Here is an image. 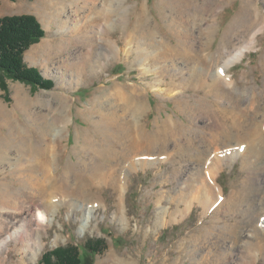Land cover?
<instances>
[{
	"label": "rangeland",
	"instance_id": "374dc122",
	"mask_svg": "<svg viewBox=\"0 0 264 264\" xmlns=\"http://www.w3.org/2000/svg\"><path fill=\"white\" fill-rule=\"evenodd\" d=\"M83 1L0 0V19L6 16L32 15L42 25L46 32L45 36L26 50L24 59L29 66L36 65L42 71L43 77L54 82L52 87L47 88L0 71V149L9 150L6 158H0V194L9 190V194L16 195V201L22 203L21 213L16 218L26 224L33 220V227L39 226L38 220L35 219V211L39 208L37 199L40 197L31 196L27 191L28 186L26 187L24 179L31 169L29 167L21 169L16 166V160L22 153L18 150L19 141H15L14 131L21 130L23 136L25 135L36 144L42 140L41 125L48 120L55 125L51 141L54 140L58 146V151L53 156L55 161L51 165L52 178L54 179L56 173L61 172L62 180H65L62 173L67 165L72 166L74 171L86 173L96 160L95 163L103 162L106 165L100 168L103 173L113 176L117 175L116 171L119 172L124 164L122 172L127 175L128 185L125 193L126 206H123L121 212L117 205V190L111 184L104 183L105 181L99 187L83 186V188H77L75 192L69 191L67 194L69 196L66 195L68 199L60 206L58 205L56 210L55 206L49 202L50 206L46 213L52 217V221L47 227L41 229L44 242L37 258L34 261L31 260L30 256L20 252L16 243L11 241L0 250V264H38L47 250L68 244L80 245L88 239L96 238H104L107 241V247L93 256L92 264L240 263L246 250L244 246L253 239L251 235L254 225L248 222L246 226L243 225L240 228L241 233L236 245L235 239L228 238V230L232 229L231 226L238 228L241 223L239 220L250 218L244 212L248 206H260L261 203L257 200L256 194L253 196L252 204L239 205L240 209L237 213H232L226 206L220 211L213 209L205 213V208L196 200L183 217L170 220L168 216L166 223L159 224L157 215L161 206L175 208L176 204L169 195L177 197L180 190L178 188L181 186L185 188L190 171L199 168L202 162L185 156L175 163L169 159H156L152 164H144L139 156L135 157L133 167L127 163H121L118 157L106 163V148L111 149L110 151L114 150L116 142L113 141L110 127L101 117L99 109L103 106L107 109L104 110L109 111L112 104L117 105L110 94L117 86L125 89L137 86L140 90L142 89L141 97L148 107L142 117L146 134L153 135L159 124L174 117L178 123L184 125V129L190 128L192 132L194 131L192 133L194 136L188 135L187 132V135H181L178 140L171 138L168 148H176L182 143L184 150L185 145L191 141L192 148H200V151L208 153L211 150L214 151L216 147H222L228 141L221 132L213 134L211 128L217 129L221 123H225L227 127L232 124V119H229V115L227 116L228 112H232L229 100L227 98L217 100L212 93L197 87L182 89L177 95L171 96L154 86V84H163L167 87L171 77L176 71L178 72V67L185 62V64L190 62L186 61L181 52L168 62L161 63L164 68L165 65L168 66V69H164L166 75L161 82L157 79L156 71L148 72L143 68L142 60L136 51L129 56L112 57L102 68L87 66L82 73V80L78 81L76 77L79 72L76 70L78 61L89 52L91 45L97 43L94 50L98 56L104 51L96 33L97 25L93 26L90 19L84 17L78 19L79 25L76 27V21L73 17L70 18L74 7L82 6ZM257 7L260 9L259 12ZM114 8L116 12H114V20L118 19L121 9V12L124 11V27L109 25L105 38L117 40L119 44L125 46L130 37L134 38L141 33L140 31L149 23L151 28L156 29L157 35L164 38L166 42L179 45V35L176 34L175 29L173 33L168 26L171 18L175 16L179 19L177 27L183 29L190 23L193 25L192 29L197 32L196 37L189 39L193 48L202 50L203 54H211L216 59L225 55L227 51L225 45L242 44L252 26L257 27L264 22V0H115ZM240 13L243 15L237 19ZM143 16L145 20L142 19ZM67 18L70 20L69 29L68 27L60 29V23ZM181 21L182 24H180ZM212 29L214 30L211 31ZM103 42L107 43L105 40ZM150 62L154 69L155 63L152 58ZM171 62H175V66H172ZM188 70L189 68L185 70V75L189 73ZM210 70L209 74H213L216 67ZM58 71L63 74H56ZM229 71L234 75L239 87L247 91L249 96L252 95L248 97V100H243L242 108L250 116L253 115L261 121L264 117V99L254 104L249 98L253 99V92L264 94L262 93L264 90V25L257 33L256 46L248 49L244 56L232 63ZM177 75L182 80L181 74ZM198 100L203 101L206 106L189 111L188 107L198 104ZM3 105L10 113L13 112L11 113L12 122L5 121L1 111ZM216 105L221 106V111ZM201 134L208 138H204ZM19 140L21 142V139ZM244 147L247 149L245 142ZM103 149L105 154L102 153ZM223 149L224 147L220 148L222 152ZM133 154L124 152V158ZM78 161L82 164L79 165ZM31 163L27 161L28 165ZM258 164H264V156L258 160ZM34 172L35 177L37 174L41 176L40 171ZM248 175L253 178L252 182H255L250 185L253 190L264 182V168L246 169L243 166V156L240 154L234 159L226 158L219 172L218 182L223 187L224 193L228 195L233 189H248L245 180ZM69 181L72 186L76 184L74 177H70ZM56 186L60 187V184ZM86 187L88 190L91 189L85 190ZM54 190L49 189L46 198H49ZM260 197L262 198L263 195L261 194ZM59 198L58 195L52 198V203H60ZM6 199L15 198L6 197ZM89 207L91 220L81 231L84 213ZM0 210L3 209L0 208ZM0 220L4 221L5 218L2 220L0 217ZM226 224L229 228L224 227ZM10 226L11 224H6L0 231L1 241L9 233ZM228 248L232 250L228 251ZM256 264H264V255L257 259Z\"/></svg>",
	"mask_w": 264,
	"mask_h": 264
},
{
	"label": "bare ground",
	"instance_id": "6f19581e",
	"mask_svg": "<svg viewBox=\"0 0 264 264\" xmlns=\"http://www.w3.org/2000/svg\"><path fill=\"white\" fill-rule=\"evenodd\" d=\"M114 1L115 0H84L82 2V6L74 7L75 9L72 10L73 15L70 16V18L72 19L73 17V19L76 21V27L79 25V23H77L78 19L84 17L90 19V22L93 23V26L97 25L96 33L98 34V38L102 47H104V51H100L101 53L98 56L94 50L96 49L97 43H93L89 52L78 61L76 68V70L79 71L77 73L78 75H76L78 81L82 80V73L85 71L87 66L90 68H102L112 57H122L123 55L129 56L133 51H136L142 60L144 65L143 68L148 72L156 71L158 73L157 79L161 82V79L166 75L164 69H168V66L165 65L164 68L161 63L164 61L168 62L169 59H173L179 52H181L186 58V61H190V65L187 63L188 66H186L187 64H185V62L182 66L178 67V72L176 71V73H174V75L171 77L167 87L163 84H154V86L161 88V90H164L171 96L177 95L180 90L188 87L204 89L207 93H212V95H214L217 100L220 98H227L232 108L231 113L233 114L230 112L227 114V116L229 115V119H232V124L230 127L225 126V123H221V125L219 124V128H211L213 134L221 132L228 139V141L222 147H216L214 151L211 150L208 153H205L204 151H200V148H192V142L189 141L185 145L184 150L182 149V143L176 146V148H168V143L171 138L178 140L181 135H187L188 133V135L194 136L192 134L194 131L192 132L190 128L184 129V125L182 126L180 123H178L174 117H170L163 121L162 124L157 126L153 135L146 134L147 132L145 133L143 128L142 117L147 112L148 107L146 101L141 97L143 94L141 91L142 89L140 90L137 86H130L129 89H127L128 87L125 89L122 86H117L112 92H110L111 97L115 99L117 105L112 104V107L109 109V111H106L107 109L103 106L100 108L98 107L100 109V115H102L101 117L106 121V125L110 127V133L114 139L113 141L116 142L114 150L110 151L111 149L106 148V163L110 162V159L118 157V161L121 163H127L133 167L136 161L135 157L139 156L141 157L142 163L144 164H152L153 160L156 159H169L175 163L179 162L185 156L202 162V165L199 162L201 165L199 168H196V170L192 169L190 171L187 182H185V188L182 186L181 188H178L180 189L178 190V196H172V194L169 195V198L172 199L176 204L175 208H171V206H161V209L157 215V221L159 224L166 223L169 217L170 220H178L179 217H183L196 200H198L202 207L205 208V213L213 209L220 211L225 206L228 207L227 209L232 211V213H237L240 209L239 205L244 203L252 204L251 201L254 194H256L257 200L259 203H261L260 206H248V209L246 208L244 212H246L250 218L239 220L241 223L238 225V228L231 226L230 228L232 229L228 230V238L230 240L235 239L234 242L236 245L241 233V231H239L240 228L243 225L246 226L248 222L250 225H254L251 235L253 239L248 241L246 246H244L246 248L245 254L242 255L241 262L238 264H256L257 259L261 255H264V182L260 183V186L257 188L255 187L253 190V187L250 188V185L252 183L255 184V182H252L253 178L248 175L245 179L248 189H233L231 190L230 194L226 195L224 193L223 187L218 182V176L223 164L226 162V158L234 159L240 154L243 156V166L246 169L257 170L258 168H264V164H258V160L264 156V117L260 121L256 119L255 116H250L249 113H247L246 110L242 108L241 105L243 100H248V97L252 95L249 96L247 91L239 87L234 75L229 71V66L232 63L244 56V53L248 51V49H252L256 46L257 33L262 29L264 22L257 25V27L255 25L252 26L244 42L242 41V44L238 45L235 43L231 46L225 45L227 48L225 55H222L217 59L211 54H203L204 52H202V50L199 51L193 48V44L192 42H189V39L190 37H196L197 32L192 29L193 25H190V23L186 24L183 29L177 27L176 24L179 23V19L175 16L171 18L168 26L173 30V33H175V29L176 34L179 35V45L166 42L164 38L157 35L156 29L151 28V24L147 23V27L140 31L141 33L135 35L134 38H132V36L127 40L125 44L128 47L126 48V45L122 46L117 42V40L105 38V33L108 32L109 25H112V27L115 25L124 27L125 23L123 21L124 11L121 12L122 9L119 11L118 19L116 18L114 20ZM257 9L259 12L260 9L258 7ZM241 15H243V13H240L237 19H239ZM144 16L142 19L145 20ZM69 21V18L66 20L63 19V21L60 23V29H65L66 27L69 29ZM180 24H182V21ZM202 29L204 28L202 27ZM213 30L214 29L211 31ZM103 39L107 43H104ZM93 51L94 56H92ZM96 56L98 60L95 58ZM151 58L155 63L154 69L150 62ZM172 66H175V62L172 63ZM212 67L213 69L216 67V71L213 74H209V70ZM188 68L189 73L187 72L188 74L185 75V70ZM56 74H61V72L58 71ZM177 74H181L182 80L178 78ZM262 93H264V90ZM261 99H264V94H261L260 92H253V99L249 98V100H253L252 103L254 104H258V101ZM197 103L198 104L188 107L189 111H192L193 109L197 110L204 108L206 106L201 100H198ZM216 107L221 111V106L216 105ZM1 111L3 112V116L5 117V121L7 123L13 121L11 116V113L13 112L10 113V111L5 108L4 105L1 106ZM63 119L65 118L63 117ZM54 128L55 125L53 122L51 123L50 121L46 120V122L41 125L42 140L36 144H34L31 139H27L25 135L23 136V132L21 130L16 131L17 135L14 131L15 141H19V143H17L19 146L18 150H20L22 153L18 156L19 159L16 160V166L21 169H25L27 167L31 169L29 172L26 169L28 172L27 174L29 175L24 179L26 181V187L28 186L27 191L31 196L38 195V197H40L37 199L39 208L35 211V219L38 220L39 226L34 228L33 220H30V222L26 224L24 221L22 222L16 218V216L21 213L22 205L20 201H16V195L9 194V190L6 192L3 191L4 193L0 194V208L3 209L0 210V217L2 220L5 218L4 221L0 220V231H2L4 225L11 224L9 233L2 241L0 240V250L7 246L9 242L14 241L18 246V250H20V252L24 253L25 255L30 256V259L33 261L37 258L39 250L43 246L44 239L41 229L47 227L49 225L48 223H51L52 221V217H49L46 213L48 207L50 206L49 202L55 206L54 209L56 210L60 204L68 199L67 196L69 195L67 194L69 191L75 192L77 188L80 189L83 188V186L99 187L105 181L104 183L109 185L111 184L117 190V205L121 212L123 211V206L125 205V193L128 185L126 180L127 175L122 172L124 170L122 168L124 164L122 167L120 166L121 169L119 172L116 171L117 175L107 176L108 174L103 173L100 169L103 165H105L103 162H100L102 160L99 159L100 163H95L96 160L94 159L95 161L92 163L93 166L90 167V169L89 166H87L89 171L87 170L86 173L74 171L72 166L68 167L67 165V168H64L62 173L66 178L65 180H62L61 172L60 174L55 172V178H52L51 165H53L55 161L53 156L58 151L56 142L54 140L51 141L52 132L55 131ZM227 128L233 129L234 131L230 129L227 130ZM18 131L21 133L19 132V134ZM201 135L204 138H208L204 134ZM19 139H21V142ZM244 142L247 145V149L244 147ZM223 147L224 149L222 152L220 148ZM3 149H0V158L4 159L6 158L9 150H6L7 148L5 150ZM172 149L174 150L169 151ZM104 151L105 149H103L102 153L105 154ZM124 152L134 154L125 159ZM25 155H28V157H25ZM27 161L32 163L28 165ZM80 164H82V162H79V165ZM35 170L37 173L40 171L41 176H38L37 174L35 177ZM47 170L49 175L47 174ZM217 172L218 175H216ZM70 177H74L76 180V184H74V186L70 185ZM57 184H60V187H57ZM51 188L55 190L53 191L52 195H49V198H46L48 196V190ZM84 189L88 190L87 187ZM90 189L91 188H89V190ZM261 194L263 195L262 198L260 197ZM57 195L60 197L59 199H61V201L60 203L53 204L51 199L57 197ZM6 197H8V199L14 197L15 199L7 200ZM90 220L91 208L89 207L84 213L83 222L80 226L82 229L81 231L86 228V224ZM5 221L9 222L7 223ZM224 227L229 228V225L226 224ZM232 249L228 248V251Z\"/></svg>",
	"mask_w": 264,
	"mask_h": 264
},
{
	"label": "trees",
	"instance_id": "16d2710c",
	"mask_svg": "<svg viewBox=\"0 0 264 264\" xmlns=\"http://www.w3.org/2000/svg\"><path fill=\"white\" fill-rule=\"evenodd\" d=\"M45 30L32 15L0 19V71L20 80L50 88L53 80L43 77L37 66L24 59L26 50L45 36ZM107 247L104 238L88 239L80 245H64L47 250L38 264H92L93 256Z\"/></svg>",
	"mask_w": 264,
	"mask_h": 264
},
{
	"label": "crops",
	"instance_id": "0c3cea01",
	"mask_svg": "<svg viewBox=\"0 0 264 264\" xmlns=\"http://www.w3.org/2000/svg\"><path fill=\"white\" fill-rule=\"evenodd\" d=\"M0 16H1V14H0ZM36 66V65H35Z\"/></svg>",
	"mask_w": 264,
	"mask_h": 264
}]
</instances>
